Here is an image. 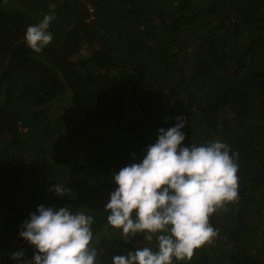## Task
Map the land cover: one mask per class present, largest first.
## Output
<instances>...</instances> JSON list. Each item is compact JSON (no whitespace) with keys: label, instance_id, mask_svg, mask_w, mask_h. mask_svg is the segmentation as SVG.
I'll return each instance as SVG.
<instances>
[{"label":"trees","instance_id":"16d2710c","mask_svg":"<svg viewBox=\"0 0 264 264\" xmlns=\"http://www.w3.org/2000/svg\"><path fill=\"white\" fill-rule=\"evenodd\" d=\"M51 4L37 54L24 35ZM56 100L68 117H53ZM179 116L182 146L225 143L240 179L239 201L210 217L216 239L173 264H214L211 248L222 264H264V0H0V264L32 260L19 233L40 205L93 218L97 264L158 250L145 233L126 242L105 207L114 174Z\"/></svg>","mask_w":264,"mask_h":264},{"label":"clouds","instance_id":"9594fccd","mask_svg":"<svg viewBox=\"0 0 264 264\" xmlns=\"http://www.w3.org/2000/svg\"><path fill=\"white\" fill-rule=\"evenodd\" d=\"M56 5L49 6L38 24L29 25L24 41L34 53H41L53 40L48 31L56 19ZM62 118V117H58ZM158 130L157 142L147 148L140 163H132L114 174L118 186L110 195L107 223L121 231L126 242L138 233L145 240L155 238L156 248L145 246L113 257V264H173L190 261L195 250L211 244L218 235L210 217L239 201L238 154L230 155L223 142L203 146H182L186 120ZM57 195L67 189L54 186ZM93 218L68 207L38 206L21 225L20 237L37 250L28 264H97L93 245ZM23 251L12 254L20 260Z\"/></svg>","mask_w":264,"mask_h":264},{"label":"rangeland","instance_id":"374dc122","mask_svg":"<svg viewBox=\"0 0 264 264\" xmlns=\"http://www.w3.org/2000/svg\"><path fill=\"white\" fill-rule=\"evenodd\" d=\"M66 105L63 104L61 101H55L54 103H52L50 106H49V110H51L52 112V115L53 117H68L69 116V112L67 110H65L63 107H65ZM235 214V213H234ZM229 218H232V214L230 215ZM232 220V219H231ZM226 230H225V235L226 233L229 231V230H232L233 232L235 231V228L236 226L232 224V222L228 223L227 226H225ZM226 237V236H225ZM216 239V238H215ZM217 245L219 247V250H220V256H222V252H225V255L227 256V252H228V249H227V246L224 245V243L221 241V240H217ZM209 253H210V256H211V259H212V262L214 264H222V262L218 261L217 258L215 259L214 257H216L214 254H213V251H212V248L209 250ZM218 256V255H217ZM224 262L225 264H227V260H226V257H224Z\"/></svg>","mask_w":264,"mask_h":264}]
</instances>
